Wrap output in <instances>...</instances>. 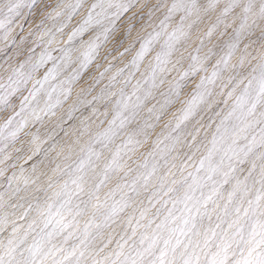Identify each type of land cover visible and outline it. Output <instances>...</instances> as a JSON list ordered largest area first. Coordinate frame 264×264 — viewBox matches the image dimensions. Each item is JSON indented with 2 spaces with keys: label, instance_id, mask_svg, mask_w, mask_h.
I'll return each instance as SVG.
<instances>
[{
  "label": "snow or ice",
  "instance_id": "1",
  "mask_svg": "<svg viewBox=\"0 0 264 264\" xmlns=\"http://www.w3.org/2000/svg\"><path fill=\"white\" fill-rule=\"evenodd\" d=\"M0 264H264V0H0Z\"/></svg>",
  "mask_w": 264,
  "mask_h": 264
},
{
  "label": "bare ground",
  "instance_id": "2",
  "mask_svg": "<svg viewBox=\"0 0 264 264\" xmlns=\"http://www.w3.org/2000/svg\"><path fill=\"white\" fill-rule=\"evenodd\" d=\"M193 39H195V36L193 37Z\"/></svg>",
  "mask_w": 264,
  "mask_h": 264
},
{
  "label": "rangeland",
  "instance_id": "3",
  "mask_svg": "<svg viewBox=\"0 0 264 264\" xmlns=\"http://www.w3.org/2000/svg\"><path fill=\"white\" fill-rule=\"evenodd\" d=\"M158 131H159V129H158Z\"/></svg>",
  "mask_w": 264,
  "mask_h": 264
}]
</instances>
